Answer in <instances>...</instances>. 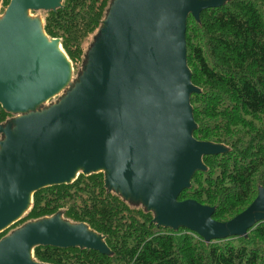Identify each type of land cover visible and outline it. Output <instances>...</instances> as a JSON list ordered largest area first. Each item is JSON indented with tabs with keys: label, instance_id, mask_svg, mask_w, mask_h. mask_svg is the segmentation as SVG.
I'll return each instance as SVG.
<instances>
[{
	"label": "water",
	"instance_id": "95a60500",
	"mask_svg": "<svg viewBox=\"0 0 264 264\" xmlns=\"http://www.w3.org/2000/svg\"><path fill=\"white\" fill-rule=\"evenodd\" d=\"M66 0H11L1 14L0 234L32 208L34 195L104 174V187L153 214L157 228L187 229L210 244L247 238L264 222V188L241 214L214 219L216 208L180 200L207 156L230 151L198 140L187 57L189 17L231 0H111L81 71L62 40L45 32L35 12H56ZM55 102L53 100L57 99ZM40 246L79 248L105 256V237L86 223L54 216L31 221L0 240V264H44Z\"/></svg>",
	"mask_w": 264,
	"mask_h": 264
},
{
	"label": "trees",
	"instance_id": "16d2710c",
	"mask_svg": "<svg viewBox=\"0 0 264 264\" xmlns=\"http://www.w3.org/2000/svg\"><path fill=\"white\" fill-rule=\"evenodd\" d=\"M11 0H4L1 13ZM111 0H66L46 13L45 32L62 40L74 68L98 34ZM189 17L187 57L198 124L195 137L223 144L230 151L207 156V172H198L180 200L216 208L218 222L232 220L264 188V0H231L225 7ZM12 116L0 106V125ZM1 137V136H0ZM62 211L74 223H86L105 237L112 255L78 248H35L44 264H264V222L247 238L205 243L186 229L157 228L153 215L104 187V174L81 175L73 184L37 192L29 213L11 229ZM10 229L0 234V240Z\"/></svg>",
	"mask_w": 264,
	"mask_h": 264
},
{
	"label": "rangeland",
	"instance_id": "374dc122",
	"mask_svg": "<svg viewBox=\"0 0 264 264\" xmlns=\"http://www.w3.org/2000/svg\"><path fill=\"white\" fill-rule=\"evenodd\" d=\"M2 8H3V6H2ZM1 14H2V13H1ZM32 14H33V17H41L42 19H44L45 16H46V12H42V11H41V12H35V13H32ZM91 44H92V42H91ZM89 47H90V45H89ZM89 47L85 50V51H86V52H85V55L87 54V51L89 50ZM84 60H85V58H84ZM82 65H83V64H78L77 68L75 69L74 80L77 78L78 73L81 71ZM56 100H58V98L55 99V100H53L52 102H55ZM11 116H12V115H11ZM130 206H131V207H134V208H139V209H142L143 211H145L144 208H143L142 206H139V207H137V206H133V205H130ZM151 214H152V213H151ZM152 215H153V214H152ZM25 216H26V215H25ZM25 216H24V217H25ZM24 217H23V218H24ZM23 218H22V219H23ZM22 219H21V220H22ZM21 220H20V221H21ZM20 221H19V222H20ZM19 222H17L16 224H18ZM16 224H15V225H16ZM15 225H14V226H15ZM23 225H24V224H22L21 226H23ZM21 226H20V227H21ZM12 227H13V226H12ZM12 227H11V228H12ZM11 228H10V232L12 231ZM13 230H15V229H13Z\"/></svg>",
	"mask_w": 264,
	"mask_h": 264
},
{
	"label": "flooded vegetation",
	"instance_id": "af4514ba",
	"mask_svg": "<svg viewBox=\"0 0 264 264\" xmlns=\"http://www.w3.org/2000/svg\"><path fill=\"white\" fill-rule=\"evenodd\" d=\"M12 118H13V116H12Z\"/></svg>",
	"mask_w": 264,
	"mask_h": 264
}]
</instances>
